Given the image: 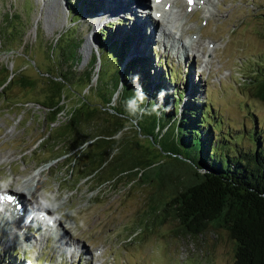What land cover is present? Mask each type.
I'll return each mask as SVG.
<instances>
[{
    "label": "rangeland",
    "instance_id": "1",
    "mask_svg": "<svg viewBox=\"0 0 264 264\" xmlns=\"http://www.w3.org/2000/svg\"><path fill=\"white\" fill-rule=\"evenodd\" d=\"M64 1L0 0V80L7 74L1 66L10 64L9 68L15 72L22 70L21 76L33 78L36 81L34 86L39 88L27 87L24 91L17 87L15 81L0 93L3 98H0V177H11L7 192L18 191L19 187L29 184L39 186L38 196L32 199L34 204L45 193L54 194L61 207L57 211L59 216L63 214L66 217L61 219L68 228V231L63 228L64 232L71 244L79 243L85 250L82 248L77 252L75 248L69 253L71 246L57 249L55 239L50 237L48 240L49 234L41 236L34 227L31 229L34 234L29 233L31 241H3L1 238L0 264L2 261L20 264H234L235 246L223 228L208 227L196 237L184 236L180 234L179 224L173 217H167L162 222L154 220V207L160 203L162 195L165 193L163 201L170 199L168 189L161 196H153L155 188L150 184H132L126 177L116 183L103 179V183L97 185L100 181L93 177L83 178L84 172L79 171L78 163L69 164V157L43 163L53 153H50V143L38 146L41 137L48 131L49 121L45 117L46 109L37 105L36 101H43L46 97L47 93L43 92L40 84H43L42 78L46 75L43 73L51 61L44 56V41L39 39L40 34L36 38L31 28L34 18L42 10L40 16L43 14V17L37 20L38 26L45 30L44 39L51 41L61 28L57 24L66 25ZM115 1L102 0L101 8L104 10L110 6L111 10L104 14L103 11L96 12L95 19L89 21L91 25L85 22L80 27L83 28L86 45L91 44L88 36H91L92 30L88 28L91 26L94 29L93 22L97 23L99 18H130L122 22L121 28L130 29L132 42L138 43L141 51L149 48L156 55L154 64H160L164 71L166 68L162 64L166 62L169 72L178 75V84L185 85L186 79L199 88L215 121L222 120L221 126L228 129L232 138L241 136V143L246 147L250 143V131L255 126H260L257 129L264 136V102L253 94V85L259 77L248 78L260 65L257 73L264 72V0H209L208 3L197 0L192 7L187 5V0H176V11L171 19L184 21L182 41L187 43L193 37H197L198 41L196 47L187 51L186 57L176 55L175 48H170L172 51L163 49L158 39L161 25H165L166 21H157L153 41L149 30L145 29L148 27L145 17L142 25L141 14L130 10L134 6L129 7L130 13L121 10V4ZM31 2V22L27 24L29 14L25 18L21 9L25 13L29 11ZM126 2L131 0H123V4ZM146 2L150 16L153 2ZM47 5L54 6L48 11ZM114 5L120 8V14L112 13ZM7 13H12L13 18L18 13L20 17L11 22ZM22 31H26L28 41L36 43L32 49L18 47L17 38ZM85 44L82 51L86 56ZM111 79L105 71L102 73L100 92L105 89L104 81L110 82ZM44 89L48 90V87ZM77 89L82 91L79 87ZM63 95L66 96V114L78 97L70 86H65ZM61 116L59 120L66 122L65 115ZM61 131L63 128H58L53 134ZM116 164L114 162L106 169L105 177L124 168L121 166L114 170Z\"/></svg>",
    "mask_w": 264,
    "mask_h": 264
},
{
    "label": "trees",
    "instance_id": "2",
    "mask_svg": "<svg viewBox=\"0 0 264 264\" xmlns=\"http://www.w3.org/2000/svg\"><path fill=\"white\" fill-rule=\"evenodd\" d=\"M101 1L65 0L67 26L58 23L61 28L51 41L44 39L45 30L38 26L42 10L34 18L31 29L36 38L40 34L44 56L51 61L40 84L46 97L36 101L46 109L49 121L48 131L38 146L50 143L53 153L43 163L69 157V164L78 163L83 178H97V185L103 179L116 183L126 177L132 184H150L155 188L153 196H161L168 189L170 199L163 201L165 193L162 195L154 207V220L162 222L173 217L184 236L196 237L208 227L223 228L235 246L234 264H264V136L257 129L260 126L250 131L246 147L241 136L232 138L228 129L221 126L222 120L215 121L199 88L186 79L185 85L178 84V75L169 72L166 62L162 64L164 71L160 64H154L156 55L149 48L138 49V43L131 40L130 29L121 28L127 17L99 18L97 23L93 22L95 28H88L92 30L88 36L91 44L86 45L80 27L85 22L91 25L89 21L102 10ZM32 8L31 2L29 11L21 9L25 18L29 14L27 24L31 22ZM7 15L11 22L20 17L18 13L14 18L12 13ZM25 36L26 31L18 36V47L36 46ZM84 44L86 56L82 51ZM9 66H1L7 74L0 80V93L15 81L22 90L34 86L33 78H25L21 76L22 70L15 72ZM11 67L14 68L13 63ZM258 70L248 78L259 77L253 94L264 102V72L258 74ZM104 71L112 79L104 81L105 89L100 92ZM137 74L138 83L147 94L141 107L158 104L157 93L166 90L158 114L138 113L132 117L125 110V101L134 95L136 85L132 77ZM65 86L73 88L78 97L66 114ZM63 114L66 122L59 120ZM58 128L63 131L54 135ZM59 149L61 152L56 153ZM114 162V170L124 168L105 177L106 169Z\"/></svg>",
    "mask_w": 264,
    "mask_h": 264
},
{
    "label": "bare ground",
    "instance_id": "3",
    "mask_svg": "<svg viewBox=\"0 0 264 264\" xmlns=\"http://www.w3.org/2000/svg\"><path fill=\"white\" fill-rule=\"evenodd\" d=\"M202 1L208 3L209 0H202ZM115 2L118 5L121 4L123 8L121 10L129 11V7L134 6L130 10L134 12L137 11L139 14H141L139 17L142 18V20L140 19L142 25L144 23L143 20L145 17V21H146L145 23L148 25V27L147 28L145 27V29L149 30L150 36L153 37V41L155 40L154 37L157 31L156 25L158 23L157 22L158 20H155L154 18H152V16H149V14L147 13L146 7L149 6V4L146 2V0H131V2H126L124 4H123V0H116ZM152 2H153V6H151L152 9L150 7L151 11H153L161 19L166 21L165 25L164 24L161 25L159 39H158L161 42L163 49H168L172 51L170 48H175L174 52L176 55H178L179 57L181 56L186 57L187 51L189 49L192 50L194 47H196L198 45V41H197V37L195 38L193 37L187 43H184L182 41L181 33L184 31V27H183L184 21L181 20V22H178L177 19L176 20H173V18L171 19V15H173V13L176 11V0H152ZM197 2H198L197 0H194L191 4L187 3V5L189 7H192L194 4H197ZM118 5L117 7L114 5L115 8L112 9L113 10L112 13L120 14V8H118ZM52 6L54 5L51 6L47 5V10L49 11L50 7ZM109 7L104 8L103 14L105 11L111 10V8ZM131 11L129 12L131 13ZM176 34H180V35L176 36ZM19 189L20 190L18 191L12 190L11 192H6V193L0 192V195L6 194L7 196L12 197L11 200H7V199L0 200V240L2 238L3 241L7 239H11V241L16 240L20 242L31 241L32 237L30 236L29 233L31 232L32 234H34L31 229H34L35 227L36 231H38V233L41 234V236L42 235L44 236L46 234L47 237V234H49L48 235L49 237L47 238L48 240L50 237L55 239L57 242L56 245L57 249L62 247H65L67 249L69 246H71V248H69L68 250L69 253H72L71 251L75 250V248H77V252L83 249L85 250V248L81 246L79 243L75 245L71 244L69 240L70 238L67 237L66 232H64L63 230L64 228L68 231V228H66L67 225L62 223L61 220L63 218H66L63 217L64 216L63 214L61 215L62 217H60V219L56 221L54 227H45L43 224L39 222L38 219L35 218L31 219L29 222H25V217L29 213V210L30 209L34 210L35 204L32 202V199L38 196L39 186H33V185L31 186L29 184L26 187H19ZM17 204H19V207H17ZM63 206L64 205H62V208ZM58 210H61V207L60 208L58 207L57 211ZM49 215H51V213H49ZM36 239L39 241L40 237ZM34 244L35 243L31 245L33 246ZM81 253L84 252L81 251Z\"/></svg>",
    "mask_w": 264,
    "mask_h": 264
},
{
    "label": "clouds",
    "instance_id": "4",
    "mask_svg": "<svg viewBox=\"0 0 264 264\" xmlns=\"http://www.w3.org/2000/svg\"><path fill=\"white\" fill-rule=\"evenodd\" d=\"M134 88V95L129 97L125 101V110L132 117L139 115H151L153 113L158 114V109L163 106L164 96L167 94L166 90L161 89L157 93V99L159 103H153L149 108H143L141 105L147 100V94L143 91L142 86L139 85L138 74L132 77ZM168 109L165 108V111ZM11 186V177H0V192H7V189ZM59 205L56 202V197L52 193H45L34 205V210L30 209L29 213L25 217V222H29L31 219H38L45 227H54L60 216L57 212ZM51 213V215H49Z\"/></svg>",
    "mask_w": 264,
    "mask_h": 264
},
{
    "label": "snow or ice",
    "instance_id": "5",
    "mask_svg": "<svg viewBox=\"0 0 264 264\" xmlns=\"http://www.w3.org/2000/svg\"><path fill=\"white\" fill-rule=\"evenodd\" d=\"M5 199L11 200L12 197L7 196L6 194L5 195H0V200H5Z\"/></svg>",
    "mask_w": 264,
    "mask_h": 264
}]
</instances>
